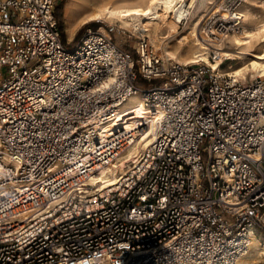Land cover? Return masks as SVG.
<instances>
[{
    "label": "built area",
    "instance_id": "2783aa9c",
    "mask_svg": "<svg viewBox=\"0 0 264 264\" xmlns=\"http://www.w3.org/2000/svg\"><path fill=\"white\" fill-rule=\"evenodd\" d=\"M57 2L0 0V264H239L264 224V76L173 61L137 30L131 53L111 23L65 46ZM246 3L201 16L209 60ZM135 92L153 119L101 129Z\"/></svg>",
    "mask_w": 264,
    "mask_h": 264
},
{
    "label": "bare ground",
    "instance_id": "6f19581e",
    "mask_svg": "<svg viewBox=\"0 0 264 264\" xmlns=\"http://www.w3.org/2000/svg\"><path fill=\"white\" fill-rule=\"evenodd\" d=\"M123 1L128 4H119ZM136 1L138 0H66L63 12L65 31L71 34L78 25L96 19L104 21L116 20L120 22L121 27L137 30L139 33L151 38L154 43L159 44L162 38L177 33L180 24L185 19V15L192 13L189 20L185 22L184 29L186 33L179 34L180 38L175 39L172 51H166V53L174 58H176L175 54L183 53L182 63L203 60L211 63L219 72L221 71L219 59L211 62L208 59V51L205 45L195 37V30L199 20L194 16V13L195 11H201V8L206 6V3L210 0ZM254 6L251 1L245 5V10L242 13V23L247 24V28H243V33H232L227 37L229 46H233L238 50H248L250 47L261 49V52L253 55L247 64L224 72L241 79L245 78L246 75L250 77L264 76V4H262L260 11L254 10ZM190 7L193 9L191 12L189 11ZM80 9H84L86 12L78 18ZM188 38L193 39L191 43H188ZM150 43L152 42L150 41ZM221 52L227 59H232L230 52L226 50ZM227 68H230V66H227ZM156 110V106H146L140 93L135 92L119 106L112 119L108 124L102 125L101 129H106L110 123L112 125L122 123L127 129L136 127L142 119H153L154 111ZM118 120L119 122H117ZM149 140V132L135 136L130 141L131 144L128 149L110 165L102 167L96 177L98 179L107 177V180L113 183L117 171L122 169L125 162L131 161ZM258 259H264V244L261 241L258 229L251 227L248 247L244 254L239 256L238 263H256L259 261Z\"/></svg>",
    "mask_w": 264,
    "mask_h": 264
},
{
    "label": "rangeland",
    "instance_id": "374dc122",
    "mask_svg": "<svg viewBox=\"0 0 264 264\" xmlns=\"http://www.w3.org/2000/svg\"><path fill=\"white\" fill-rule=\"evenodd\" d=\"M61 0H58L57 4L60 2ZM65 1L64 0V3H63V6H62V29H63V35H62V42L65 46H68V47H71L72 46V41L74 39H78L80 37V35L82 34V32L84 31V29L86 27H92V28H97L99 26H102V28L108 24H114L118 30L115 32V34L113 35V40L117 42V44L121 45L123 48L129 50L131 53H134V46L136 44V36L138 35V33L136 32V30H131V28H125L124 26L121 27L120 25V22L119 21H116V20H112V21H109V20H92V21H88L86 23H82L80 25H78L75 29V31L73 32V34L71 35V38L69 39L68 37V33L67 31H65V24H64V17H63V12H64V4H65ZM222 1H226V0H210L206 3V6L202 7L201 8V11L197 12L195 11L194 13V16L200 20L201 19V16L205 13V11H208L209 9V5H212L213 7H219V5L222 3ZM227 1H230V0H227ZM251 1L254 3V10H261L262 9V4H264V0H247V3ZM211 3V4H210ZM246 3V4H247ZM119 4H128L126 3L125 1L119 3ZM245 4V5H246ZM245 5L242 7V11L245 10ZM189 11H193L192 7L189 8ZM86 12V10L84 9H80V12H79V15H78V18H80L84 13ZM192 15V13L188 14L186 19H184V21L180 24V28L178 29V32L177 33H173L172 35H169L167 37H164L162 38V41L157 44V43H154L151 38L150 41L154 44H152V46L162 55L166 56V57H169L171 60L173 61H179V62H183L181 61V58L183 57L182 54L183 53H180V54H175L176 58L170 56L169 54L166 53V51H172V45L174 44L175 42V39L176 38H180L179 34H184L186 33L185 29H184V26H185V22H187L190 18V16ZM200 17V18H199ZM202 23V21H201ZM200 23V25H201ZM199 25H197L198 27ZM244 26V27H243ZM196 27V28H197ZM247 28V24H243L242 23V27L239 31L237 32H233V33H236V34H241L243 33L244 29ZM196 31V30H195ZM229 34H232V33H229ZM229 36V35H228ZM227 36V37H228ZM205 37V36H204ZM227 37H226V40L224 43H222V50L223 51H227V52H230L231 53V56H232V59H224L222 60L219 65H220V69H221V73H224L225 71H228L230 69H233V68H237V67H240V66H243L244 64H247L248 62H250V60L252 59L253 55L257 54L258 52H261V49L257 48V47H250L248 50H238L236 49L235 47L233 46H229V44L227 43ZM75 40V41H76ZM193 39H190L188 38V43H191ZM185 41V40H183ZM221 50V51H222ZM208 51V50H207ZM239 51V52H238ZM226 57V56H225ZM209 59V58H208ZM211 61V60H210ZM206 62V61H204ZM212 62V61H211ZM209 63V62H208ZM211 64V63H209ZM227 66H230V68H227ZM251 77L249 75H246V77L244 78L245 80H248L250 79ZM241 79V78H240ZM243 79V78H242ZM258 232L260 234V237H261V241L262 243L264 244V224L259 226L258 228ZM259 261L256 262V263H252V262H247L245 264H264V259H258Z\"/></svg>",
    "mask_w": 264,
    "mask_h": 264
},
{
    "label": "trees",
    "instance_id": "16d2710c",
    "mask_svg": "<svg viewBox=\"0 0 264 264\" xmlns=\"http://www.w3.org/2000/svg\"><path fill=\"white\" fill-rule=\"evenodd\" d=\"M63 3H64V0H61L57 6H56V9H55V15H56V19H57V22H58V26H59V29H60V32H61V36L63 35V29H62V6H63ZM76 39H74L72 42H74ZM139 84L140 85H145L146 82L145 80L143 79H140L139 80Z\"/></svg>",
    "mask_w": 264,
    "mask_h": 264
},
{
    "label": "crops",
    "instance_id": "0c3cea01",
    "mask_svg": "<svg viewBox=\"0 0 264 264\" xmlns=\"http://www.w3.org/2000/svg\"><path fill=\"white\" fill-rule=\"evenodd\" d=\"M134 2V1H133ZM136 2H140V0L136 1ZM76 30V29H75ZM73 34V32L71 34H68L69 39L71 38V35Z\"/></svg>",
    "mask_w": 264,
    "mask_h": 264
}]
</instances>
